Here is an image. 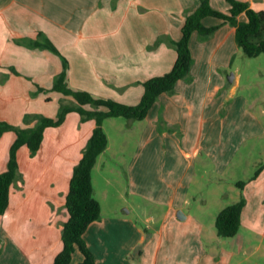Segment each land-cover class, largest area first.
<instances>
[{
	"label": "crops",
	"instance_id": "1",
	"mask_svg": "<svg viewBox=\"0 0 264 264\" xmlns=\"http://www.w3.org/2000/svg\"><path fill=\"white\" fill-rule=\"evenodd\" d=\"M199 1L0 0V120L33 126L26 122L28 115L54 118L61 103L73 102L49 91L63 63L58 55L31 47L39 32L62 55L70 52L67 81L71 88L137 104L143 83L173 68L177 52L168 42L180 38L186 15ZM209 1L213 8L219 2V11L229 12L226 0ZM242 1L264 11V0ZM243 15L238 20H244ZM202 22L217 29L204 39L198 32L191 35L193 64L188 79L179 80L172 93L160 94L144 120L130 121L131 128L125 132L136 140L133 151L127 150L129 135L121 136V150L130 156L125 178L117 180H125L128 195L159 210L155 223L146 208L144 225L130 215V209L120 212L117 196L108 193L113 182L100 160L112 144L103 128L108 146L91 172L101 216L83 235L96 264H230L236 249L264 252V169L255 178L256 170L243 178L237 162L249 143L260 155L253 168L264 161V120L239 95L237 73L228 77L233 57L240 51L235 27L215 17ZM95 125L94 120L82 122L78 113L70 112L59 127L45 129L34 155L27 147L18 149L17 177L10 188L9 206L0 215V264H53L63 248L72 170ZM15 138L14 132L0 137V172L7 168ZM116 151L117 156L122 154ZM210 173L219 189L226 184L236 189L231 203L240 196L245 199L241 227L233 237L219 239L215 218L208 224L197 213L209 200L196 197L194 184ZM237 182H245L242 190ZM116 193L123 197L120 189ZM222 197L216 193L220 211L231 204L225 205ZM214 240L222 241L221 246L206 247V241ZM82 260L77 250L71 264Z\"/></svg>",
	"mask_w": 264,
	"mask_h": 264
},
{
	"label": "trees",
	"instance_id": "2",
	"mask_svg": "<svg viewBox=\"0 0 264 264\" xmlns=\"http://www.w3.org/2000/svg\"><path fill=\"white\" fill-rule=\"evenodd\" d=\"M226 2L230 6L228 13L213 8L209 0H200L198 7L186 15L180 38L177 41L170 40L168 42L177 52L173 68L168 73L154 76L144 82L143 95L140 101L134 105L95 97L89 92L71 88L67 81L69 63L58 51L59 49L42 32H39L38 38L31 43V47L48 50L62 59L63 70L55 77L52 89L49 91L70 97L73 102L70 104L61 103L56 118H47L43 115L33 116L36 118V124L33 126H16L0 120V137L6 132H14L16 135L11 148H9L7 168L4 172H0V215L3 216L9 206L10 188L17 177L19 168L17 159L19 148L27 147L30 154L34 155L42 145L45 129L63 124L66 115L70 112L78 113L82 122L94 120L96 124L82 156L72 170L66 195L68 219L64 223L61 233L63 248L55 256L53 264H71L75 250H78L83 257L82 262L78 264H96L95 257L89 250L83 235L89 225L101 216L100 203L93 196L91 172L98 156L108 146V139L103 129L104 120L112 117L144 120L160 94L172 93L179 80L188 79L193 64L189 45L191 35L198 32V35L204 39L217 29V26H204L203 18H219L224 23L234 26L236 44L246 57L253 58L264 54V11L253 9L248 2L242 0H226ZM242 13L244 20L240 21L238 16ZM29 119L31 118L27 117L26 122ZM263 169L264 161L258 164L253 178ZM236 185L242 190L245 182H237ZM245 203V199L240 196L236 202L227 205L220 213H217L215 228L218 237L230 238L239 233L240 215Z\"/></svg>",
	"mask_w": 264,
	"mask_h": 264
},
{
	"label": "rangeland",
	"instance_id": "3",
	"mask_svg": "<svg viewBox=\"0 0 264 264\" xmlns=\"http://www.w3.org/2000/svg\"><path fill=\"white\" fill-rule=\"evenodd\" d=\"M218 4L219 2H217L215 5L217 10H219L220 8ZM239 50H240L239 53L233 57L232 65L230 69L228 70L229 71L228 77L230 76L232 77L234 74L237 73L240 79L239 95H241V97H244L245 99H248L251 105L253 106L254 111L258 114V116H260V118L263 117L262 119L264 120V114L262 113V109L264 108V54H260L253 58H248L245 56V54L242 52L241 49ZM66 53L67 52H65V54ZM63 56L64 58L68 60L69 68L72 67V62L69 59V58L72 59L70 52H68L66 55H64L63 53ZM69 71H71V69ZM73 72H76V71H73ZM70 87H73V86L70 85ZM89 93L92 94L91 91H89ZM51 105L52 104H50L48 108H52ZM59 110H60V107L58 106V110L56 112L58 113ZM57 113H56V116H57ZM41 115L42 114H39V116ZM33 116H36V115H33V114L28 115V117L31 118L28 121L30 122V124L35 125L36 118ZM56 116L54 118H56ZM43 117H46V116H43ZM47 118H53V117H47ZM130 121H134V120H128L122 117H112V118H108L104 120L103 128L105 126V129H106L105 131L108 133L109 138L111 140L112 149L108 151V153L103 157L102 160H100V163L102 164V162H104L105 168L103 171L105 175L109 176V179L113 182V184L109 186L108 193L111 194L113 198L117 196V200L115 199V201H117L119 204V209H120L119 211L121 212V211H124V210L126 211L130 209V212H131L130 215L135 220H137V222L144 225L145 224V221H144L145 214H143V211H145V208H146L147 210L146 215H148L151 212L155 216V220L153 221L155 223V221L159 219L157 218L159 214V210L158 209L155 210L154 207L149 206L146 203V201L140 199V197L138 196L135 197V196L128 195L126 191L127 185L125 184V180L124 182L120 181V183L117 180L119 177H122V179L125 178L126 160L130 156L127 150L131 152L136 146L135 144L136 140H133V136L125 132L131 128V124H129ZM57 127H54V128H57ZM120 132H122V134H120ZM121 136L122 138L128 136L127 139H128L130 146L125 151L121 150L123 146V144L121 143L122 141ZM258 144H261V142L259 141ZM253 145L254 144L249 143L248 148L245 149L243 152L245 154H243L242 158L239 157L240 159H238L237 161L241 171H243L242 173H244L243 178L250 176V174H253L254 171L256 170V168L255 169L253 168V164L256 160H258V156L260 155L258 153L259 151L256 150V148L253 149ZM115 151L116 152L120 151L122 154H119L117 156L115 154ZM109 170L112 171L110 175H109ZM213 176L214 175L210 173L207 175V179L205 181L200 182V180L197 179L198 182L194 184V186H196V188L198 189V191L196 192V197L199 199L204 198V199L209 200L208 205L204 207L203 212L200 213V212H197L196 210L199 216H202L208 224L213 222V218H216L217 213H220L221 206L216 202V193H219L224 197V198L222 197V202H224L226 205L227 203H231V201H233L231 197L235 193V190H236L234 188H231L229 184L221 185L222 187L221 189H219L218 183H215L216 178H214ZM224 183L226 182L224 181ZM117 189H120L123 192L122 198L120 196L118 197L116 193ZM193 192H194V189H193ZM221 205H224V204H221ZM192 208L195 209L193 206ZM250 230H251L250 228L244 229L243 232L247 233ZM222 240H226L225 242H229V239H222ZM221 244H222V241H218V240L210 241V243L206 241V247H209L210 245H215L217 247L219 245L221 246ZM230 249L231 247H229V251ZM214 260L217 262H220V259L215 258ZM229 262L230 264H264V252L252 253L249 251V248H248V250H244L242 253L241 252L239 253V250L236 249L235 256L231 257Z\"/></svg>",
	"mask_w": 264,
	"mask_h": 264
},
{
	"label": "water",
	"instance_id": "4",
	"mask_svg": "<svg viewBox=\"0 0 264 264\" xmlns=\"http://www.w3.org/2000/svg\"><path fill=\"white\" fill-rule=\"evenodd\" d=\"M229 81H231V80H229Z\"/></svg>",
	"mask_w": 264,
	"mask_h": 264
}]
</instances>
